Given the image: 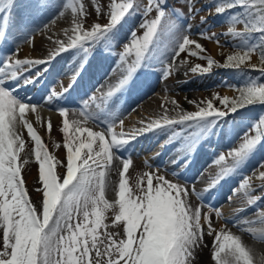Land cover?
I'll return each instance as SVG.
<instances>
[{"label": "rangeland", "instance_id": "obj_1", "mask_svg": "<svg viewBox=\"0 0 264 264\" xmlns=\"http://www.w3.org/2000/svg\"><path fill=\"white\" fill-rule=\"evenodd\" d=\"M28 1L31 4L30 11H32V9L34 8H36V10L41 11V9L38 8L43 9L44 7L51 6L53 2L56 3L58 0H28ZM60 1H62L60 3L62 4L63 8L64 5L66 6L68 5L67 8L72 7V9L73 7L75 8L77 7L78 14L76 13L75 16L80 19L81 22L80 24L84 32L91 31L90 29L86 28V26L88 25L90 28H93L96 24H99L102 27H104L110 22V12L112 11L111 8L112 3L128 2V0H69V1L60 0ZM0 2H1L0 4L3 5L2 7H0V13H1V10H7V11L8 9L10 10V6L13 3V0L11 1L0 0ZM22 2L23 0H19L18 9L15 12L17 14H15L16 16H14V19L12 21L10 17L12 16L13 12L11 14H5L4 16L2 15L3 17L1 16L2 19H0L2 20V22L0 21V71H3L5 74H7L5 76L6 83H7V79L12 78L10 76V71L13 70L12 66H15L14 62L16 60H23L21 58L22 49L23 46L27 45L29 41L27 36L25 37L20 36L21 38H19V34H23L24 32H26V30H30V27L33 28L35 25L34 23L33 25H29V23L27 22L25 23L23 19L20 20L21 15L20 16L18 15L20 13L23 14ZM68 2L71 6L68 4ZM130 2L133 3V9L129 10V14L126 15V17L120 23V25H117L115 29L109 34V37L111 38L107 40L106 44L103 43L100 51L98 52V57H97L99 59L98 61L102 59L107 60L108 62H106L105 64L108 69L109 68L113 69V70L111 69V72L118 70L116 68L117 65L116 63L119 64V62L123 64L127 63V67L128 65L130 67L132 66V61L134 60V52L131 56L128 57L125 56L123 61H120L119 59L121 53L123 52L122 51L123 46L125 45V43H123L122 41L126 42V44L127 43L129 44V41L133 39V37L131 36L133 31L135 32L136 38L142 37L146 29L144 27H141V25L152 19H155L158 15V13L155 10L149 12L147 15L145 14V10L149 7V5L155 6L157 4V0H130ZM159 3L163 7V10L165 11V17L161 18V25H160L161 30L159 31L154 44L150 47L149 50L150 53L148 52L147 57L144 61H142V64L134 69L132 75L133 74L135 75L131 77L135 79L134 77L140 76V78H142L143 80L142 81L143 83L147 81H151V79L152 80L155 79L154 84L152 88L149 89V91L145 92L144 96L142 97L143 99H138L137 103H135L130 110L123 113L121 117H119L118 115V113H120L119 112L120 107L119 105H117L118 103L121 102V100L119 97H117V94L111 96L110 98H106V97H102L98 92L100 91L99 90L101 84L100 79L102 77L101 78L98 77L96 79H94L93 77V80H91L92 79L91 76H93L94 74L88 75L87 79L91 80L89 81V83H87V81L83 77L79 80V81L82 80V83L79 84L78 81L77 82L78 84H76L74 74L73 76L72 74L71 75L63 74L64 77L57 75L58 71L54 70L55 67L51 65L52 62H50L49 65H45L44 63L39 64L37 66H34L35 68L28 67L26 65L16 66V68H18L19 70L17 71L18 79L14 80V85L8 86L6 83L3 85L6 90L10 91L11 94L13 93V91L16 90L17 87H25L26 85H29V87H31L30 89L33 90V91L30 90L29 92L33 93L35 92L34 90L37 89L42 93L40 97L41 99L39 98L37 104L32 103L33 105H37L35 111L37 113L38 111L41 112L37 114L34 111H32L33 112L32 113L31 110L27 112L25 111L26 112L25 119L32 125L33 130L41 138V149L43 151H46L48 155L53 158L52 160L53 164L56 163L54 166L58 176L61 175V173L62 174L66 173L67 148H66V139L63 133L64 121L67 120L69 122V125L71 126L69 129V135H72L74 130L73 128L74 125L69 121V116H71V114L69 113L70 108L71 109L74 108L76 110L77 107L79 108V106H81L79 105L75 107V104L74 105L70 104L71 102L73 103L80 102L83 107L85 108L87 107L86 108L87 110H91L93 112L98 111L97 112V114H99L97 115L98 118L100 119V121H104V123L106 124L101 123V125H97L95 123L94 124L95 126L96 125L100 126L98 128H101V126L104 125L103 129H96L94 127L92 128L95 129L96 132L99 131L98 133L104 134L107 140L109 141L111 140L113 132L117 134H119L120 132L119 135H122V132L124 131L123 136L127 135L125 136V139H128L129 143L127 145L119 147L118 150L113 149V153H115L118 158L122 159L123 162L125 160L131 161V163L129 164L128 172L123 173V167H122L120 171V176L117 177V179L116 177H114L115 179L113 181L114 182L113 184L115 189V193H114L115 195H111L107 193V191L104 189L105 200L109 204H114L115 207L108 209L104 213L106 219L104 220L103 223L107 225V227H102L101 229L98 230L99 239L100 241H103V243L99 244L98 246L101 248L102 251L104 245L108 243V239L106 236L107 233H112L117 241H119L120 239H126V234L124 232L125 224L120 221H115V215L118 213V199H119L118 196L119 185L117 186V184L118 183L120 184L122 182V178L128 180V188L134 194H139V188L137 187V185H139L140 188H146L147 186L146 181L149 175H152L154 177L153 179L154 186L157 185L158 181L155 179V177L164 175L161 167L166 162L165 161L167 158L166 156H168L169 153L172 156L176 154V151L179 148V146H177L176 143L177 142L180 143L181 140H184L188 135L193 136L194 134L196 135L197 133H201L199 132L200 128H198L196 125L195 126L190 125V123L193 124L194 122H190V121L179 122L181 121L182 117L185 116V114L187 115L188 113H193L198 111L200 108L206 107L209 101L212 102L213 107L215 108L216 106L227 108V106L221 103V100L217 99L218 96L221 98L228 97L229 100L236 99L240 96L239 90L243 89L244 86L248 85L250 82H255L257 84H264V81L258 78V75H260V73L262 72L257 70L264 71V61H262V59L258 55L259 51H257L255 45L256 43H252V42L249 43L247 40L245 41L243 39V36H241L242 28L244 24L243 16H240L239 14L233 15L228 13V11L220 15H218L216 12L217 7L226 5L224 0H192V3L195 4V9H196L195 12H192L186 6L187 0H167L166 3L164 2V0H159ZM17 16L20 18L18 19ZM52 24L55 25L56 20H54L50 24L48 23L45 27H48L50 25L52 26V29H54L53 27L57 28L58 26H60L58 24H56L58 26H54ZM65 26L66 24L65 25L62 24V28H65ZM9 29L11 34L8 35L6 33H10ZM43 29L45 28L43 27ZM43 29L40 28L39 30L42 31ZM231 29H235V32L239 33V35H234ZM55 30L56 29H54V31ZM16 32H18L17 35L15 34ZM78 33L79 32H76L75 34ZM202 33L205 35L202 36L201 35ZM47 35H48L47 37L50 38L49 41L51 40L50 42H52L53 44L57 36L54 35L53 37V35L49 33ZM185 37L193 41L194 43L185 46V50L183 52H180L179 45L182 43V40ZM17 43H20L21 46L20 49L18 50L14 46L17 45ZM60 43H58L57 46L60 45ZM196 44L201 45L202 49L196 48ZM212 45L214 46L212 47ZM27 46L30 47L29 45ZM57 46H55V48ZM119 46H122V50L120 49ZM248 48H253L254 51H252V53L249 55V58L245 61L243 65L240 66V68L220 67V65L226 63V58L228 55H232L236 53H240L241 55H243ZM30 50L32 52L31 54H35L37 52L39 53L37 55H41L40 51L38 50L33 51L32 47H30ZM47 53L49 54V52H46L45 54H42L41 57L47 55ZM81 53L87 54L85 57V62H87L89 52L81 51ZM54 57L55 56L52 54L51 58ZM165 59L167 61H165ZM209 59L215 61L216 63L209 65L208 63ZM37 60H39V58H35L34 61ZM45 60H39V61H45ZM31 61H33V59ZM82 64L85 65V63ZM83 65L81 70L83 69ZM45 69H47L46 72ZM193 69H196V71H193ZM203 69H207V71H203ZM240 69H244L245 71L247 70L248 72L251 73V75L253 74L252 76L251 75L247 76L244 79V83L246 84L243 85L242 83L241 86L238 83L236 84L232 83V80H229L228 77L225 76L226 75L225 71H231L233 72V74L234 73L238 74L239 73L238 71H240ZM37 73H40V75L37 76ZM69 79H70V84H68L67 88H65L63 86L64 84L63 82L64 80H69ZM29 80H31L32 82H29ZM160 85L163 87V90H161ZM94 86L95 89L93 88ZM169 86H171L172 88H170ZM68 88H70V90H67ZM81 88L85 90H83V92H80L79 90ZM165 88L167 90H165ZM226 88L229 89V92L225 93L224 91ZM126 91L127 93L125 94L128 97L129 95L128 93H131L129 87H126ZM176 92H178V94ZM151 95L153 97L158 98L159 101L155 100L156 103H154L155 101L153 103H149L147 99L149 97H152ZM27 99H29V96ZM102 100L105 102H103ZM165 102H168L170 106H172L170 108L173 107L180 108L181 106L182 109H185V111L181 113L182 117H177L174 118L173 120L178 121V123H175L174 126L181 124V126H183L184 129L187 128V130L186 132L182 133L179 131L181 128L178 127L177 128L178 130H175L174 128L168 126L166 122L167 126L166 124H164L166 128L164 127V130L162 132H158V134L156 133L154 137H152L153 143H151L150 140L152 139L150 138V135L144 136L145 133H147L149 130L146 132L143 130L147 128V124H146L147 121L153 123V121H156V120L151 121L153 118L157 120H161L158 116L153 114V112L156 111L155 110L156 107H158L159 105L161 106V104ZM47 103L51 104V106L48 105ZM240 109L242 108H238L234 114H231L232 117L234 118L233 121L232 120L228 121V119L225 121V125H224L225 128L220 126L218 120H216L215 122H211V121L209 122V126H208L209 132L207 136L208 139L206 142H204V145L202 144L201 146L202 152H199L200 157H198L197 159H195L196 156L194 157L195 163H193V166L197 170H200V173L198 174L195 181H198V183L201 185L200 191L204 195V197L199 200L197 199L196 204L189 203L188 210L190 212L191 210L195 209L196 211H199L201 214L202 239L200 240V243H202L203 246L206 245L207 243L210 242L212 243L213 239L218 234L219 228L221 226L229 225L230 227H232L234 224H238L236 222L234 223V221L231 224L228 221L230 218H232V216L236 215L237 212L240 214L242 211V209L232 210L233 207L236 206L238 207L236 203L239 204L242 203L243 201L248 200L249 203L251 202L253 204V207L255 208L257 207L255 202L258 201L259 199L258 197L264 198V186H262L264 185V181H261L260 179V174L264 173V148L261 150V147L260 148L256 147L245 158V160L239 164L240 166H237L235 169H231L230 167L231 163H234L233 158L231 157L232 155L230 154L235 150H237L239 146L244 142V139L247 138L248 136L247 133L249 132V129L252 128L253 126L251 119L254 118V116L241 114L242 111ZM61 111H66L67 114L62 115ZM151 115H153L154 117ZM245 117L248 118L252 117V118L248 119ZM123 118L131 120L133 122L135 121L136 123L135 126L131 127L132 124L124 125L125 123H123L124 122ZM208 119H213V117H209ZM118 126H122V127H118ZM92 128L89 127V129L88 128L87 129L91 130ZM117 128H121V131ZM15 132L17 135L20 133L18 137L20 136L19 139L23 140V147L22 149L19 150V159L17 162L18 166L21 168V179L23 180V187L27 192L28 198L32 206L36 207L39 210L40 206L42 205L43 197L41 192L42 182L39 180V175H38L40 161L36 158V142L31 138L27 128L24 126L23 121H21L20 124L17 126ZM200 135L201 134H199L197 137L201 138ZM170 136L171 138L172 137L175 138L171 143L170 141H168ZM117 138L119 139L118 135ZM169 150H171V152ZM31 152L35 154H32ZM55 153L59 154L60 156L55 157L56 156ZM228 154L229 157H227ZM221 157H223V159H221ZM146 158H148V160ZM29 160L31 162H29ZM177 160L178 161L176 162V164H174L176 165V169L179 166H181V164H183V160L180 157L177 158ZM221 161L224 162V164ZM220 162L222 163L223 166H225L224 168L219 166ZM102 170L106 171V176H105L106 179L107 170L106 169H102ZM160 171H162V173H160ZM190 172L192 173L193 170ZM122 173H123V177L121 175ZM228 174H230L228 180H226V182L223 184L221 183L220 185H217L218 178L225 175L227 176ZM172 175L173 174H171L170 177H168L169 179H167L169 182L175 183L177 185L180 183L184 184L185 182L184 180H182L180 177L175 178ZM190 182L192 183L194 181L190 180ZM34 183H36L38 187L36 184L33 185ZM194 183L197 184V182ZM215 186L216 189L218 190V194H215V190H214ZM38 189H40V191H38ZM221 192L223 193L220 201H216ZM186 194L187 192H185V195ZM185 195L182 197L183 199ZM233 203H235L236 206ZM262 205H264V201L262 202ZM262 205L259 206L258 208H255L257 209L255 211V214H257L256 216H258L259 218L261 217L264 219V209H262L263 208ZM191 213L192 212H190V214ZM208 218H210L211 227L212 229H214L211 235L208 234L209 233ZM81 221H82V216H81ZM235 228L238 231L239 230L242 231L246 236L248 234L247 231L250 230L249 226L248 227L245 225L241 226V224L237 225V227ZM0 250H3V229H0ZM262 254L263 253L261 252L260 256L263 257L264 254L263 255ZM91 256L93 260L97 259L95 256V251L91 253ZM113 258H115V254ZM99 260L101 264H107L108 257L102 256L99 258ZM120 264H124V261L122 259L120 260Z\"/></svg>", "mask_w": 264, "mask_h": 264}, {"label": "snow or ice", "instance_id": "obj_2", "mask_svg": "<svg viewBox=\"0 0 264 264\" xmlns=\"http://www.w3.org/2000/svg\"><path fill=\"white\" fill-rule=\"evenodd\" d=\"M237 5L246 10V31L262 34L260 47L261 58L264 60V0H231L230 3L217 7L216 12L220 15L226 8L232 9ZM186 6L192 12L196 11L192 0H187ZM111 8L110 22L104 27L96 24L91 31L84 32L81 24L77 22L74 31L80 35L70 37L71 46L76 47L79 42V46L89 52L93 45L124 20L129 10L133 9V3L130 0L125 3L116 2L112 3ZM153 10L158 15L141 25L146 29L143 36L136 38L133 31L131 43L123 46L120 61L134 52L132 66L126 69L128 78H131L133 70L146 59L161 30V18L165 17V11L159 0L155 6L149 5L145 14ZM72 11L78 14L77 8L73 7ZM231 31L234 35H239L235 29ZM192 43L194 42L188 38H183L179 51L183 52L185 46ZM196 48L202 49V46L196 44ZM252 51L253 48H248L243 55H228L226 63L220 67L240 68ZM42 63L46 62L16 60L15 66L34 67ZM208 63L212 65L216 62L209 59ZM15 66H12L10 76L18 79L19 69ZM5 76L0 71V229H3L0 264H101L99 258L102 256L108 257L107 264H120L121 259L124 264H192L193 248L202 239L201 214L199 211L190 214L187 201L182 198L185 189L162 176L155 177L158 183L154 186V177L149 175L146 188L137 185L139 194H134L128 188V180L122 178L115 221L125 224L126 239L117 241L112 233H107L108 243L101 250L98 245L103 241L99 239L98 230L107 227L103 223L106 219L104 213L115 207L105 200L106 171L102 169H107L112 162L113 149L118 150L119 147L127 145L129 140L118 139V134L113 132L109 141L104 134L83 129L78 121L72 122L75 127L72 135H69L71 126L65 120L63 133L67 148L66 173L58 176L53 158L41 149V138L25 119L26 109L35 111L37 105L14 99L3 86L6 83ZM120 85L123 87L125 81L121 80ZM239 91L240 96L236 99L229 100L228 97L219 96L217 99L232 113L245 105H264V84L250 82ZM107 95L111 97L112 92L109 91ZM61 113L67 114L66 111ZM225 115V111L213 107L209 101L206 107L183 116L179 122H195L203 130L209 126L210 121L215 122ZM209 117L213 119H208ZM21 121L36 142V158L40 161L39 180L42 182L43 199L39 210L30 203L23 187L21 168L17 163L23 140L19 139L15 129ZM167 123L172 125L178 121L168 120ZM152 127L149 124L143 131L151 130ZM256 127L259 129L258 134L245 138L239 148L231 153L234 161L231 169H235L264 141V119ZM130 163V160L124 161L123 173L128 172ZM260 179L264 181V173L260 174ZM208 225V234L211 235L214 229L211 227L210 218ZM214 242L216 264H252L250 253L242 246L239 238L221 232L215 236ZM93 251L96 260L91 256Z\"/></svg>", "mask_w": 264, "mask_h": 264}, {"label": "bare ground", "instance_id": "obj_3", "mask_svg": "<svg viewBox=\"0 0 264 264\" xmlns=\"http://www.w3.org/2000/svg\"><path fill=\"white\" fill-rule=\"evenodd\" d=\"M11 1V0H10ZM59 1V2H58ZM56 3L53 2V4L51 6H47V7H44L43 9L42 8H38V9H41V11L39 10H36V8L32 9L31 10V4L28 0H23L22 4H23V9H22V13L23 14H19L18 16L21 15V18L18 17V19L20 18V20H24L25 23H29V25H33V23L35 24L33 28L30 27V30H26V32H24L23 34H19V38H21L20 36H27L28 37V40L30 42H33V43H30L28 41L27 45H29L30 47H32V50H38L40 51L41 55L42 54H45L46 52H49V54L47 53V55L45 56H42L41 55H37L39 53H35V54H31V50H30V47H28L27 45H24L23 46V49H22V54H21V58L23 60H32L33 61L35 60V58H39V60H45L46 63H50L52 62L51 65H56L55 66V69L56 71H58L57 75H60V76H63L64 75H67V74H74V78H75V81H76V84H80L82 82L79 81L81 78L84 77V79L87 81V83H89V81L93 80V77L94 79L98 78V77H102L100 79V87H99V90L98 91L100 93V95L102 97H106V98H110L107 93L109 91L112 92V96L116 95L117 94V97L120 98L121 102L118 103L117 105H119L120 107V113H118L119 117L122 116L123 113H125L126 111L130 110L133 105L135 103H137L138 99H143L142 97L144 96L145 92L149 91V89L152 88L153 84H154V80L155 79H151V81H147L145 83H143L142 81V78H140V76H136L134 77L135 79L133 78H128V75H127V72H126V69L127 68H130V66L128 65L127 67V63H121L119 62L116 63V68L118 69L117 71H114V72H111V69L107 68L106 67V62H108L107 60L105 59H102L100 61H98L99 59L97 58L98 57V52L100 51L103 43H107V40L111 37H109V34H106V36L104 38H102L99 42H97L95 45L92 46L91 50L89 51V56H88V61L85 62V56L81 53L80 49L81 48H84V47H80L79 46V43L77 44L76 47H72L71 46V38H75L77 35H80L79 33L78 34H75L76 31H74L75 29V26H76V23L80 22V19L77 18L75 16L76 13H73L72 11V7L71 8H67L66 5H64V8L62 6V4L60 2V0H58ZM69 1V0H68ZM1 3V2H0ZM18 3H19V0H15V2H13L10 6V10L8 9L7 10H1V15H0V19L1 16L5 15V14H11L12 12V16L10 17L11 21L14 19V16H16L15 13L16 10L18 9ZM72 3V2H71ZM4 4V3H3ZM69 4V2H68ZM74 4V3H73ZM70 5V4H69ZM33 6V5H32ZM66 6V7H65ZM71 6V5H70ZM74 6V5H73ZM7 7V6H6ZM89 7V6H88ZM77 8V7H76ZM80 9V8H79ZM84 12V11H82ZM80 13V12H79ZM2 16V17H3ZM98 17V16H97ZM54 20H56V24L60 25H54V26H58L57 28L53 27L54 29H56L54 31V29H52V26H48V27H45L48 23H52ZM96 20V19H95ZM2 22V20H0ZM4 21V20H3ZM10 22V21H9ZM17 22V21H16ZM19 22V21H18ZM94 22V21H93ZM96 23V22H95ZM6 24V23H5ZM62 24H66L65 28H62ZM3 25V24H1ZM94 25V24H93ZM120 25V24H119ZM6 26V25H5ZM85 26V25H84ZM43 27L45 29H43ZM42 28L43 30L40 31L39 29ZM86 28L88 29H92L88 26H86ZM12 30V29H11ZM38 30H39V33H38ZM9 32H10V29H9ZM51 32V33H50ZM86 32V31H85ZM88 32V31H87ZM120 32V31H119ZM38 33V34H37ZM52 34L53 37L54 35H56L57 37L55 38V41L54 43L52 44V42L49 41V37H47L48 35L47 34ZM6 34H11L10 33H6ZM16 35L18 34V32L15 33ZM36 34V35H35ZM44 34V35H43ZM51 35V36H52ZM75 36V37H74ZM27 39V38H26ZM120 39V38H119ZM54 40V39H53ZM52 40V41H53ZM16 42V41H15ZM27 42V41H26ZM62 42V43H60ZM123 43L126 44V42L122 41ZM121 42V43H122ZM60 43V45L57 46V44ZM120 43V44H121ZM131 43V41H129V44ZM128 44V43H127ZM23 45V44H21ZM15 48L18 50L20 49V43H17V45H14ZM55 46H57L55 48ZM214 45H212L213 47ZM120 49L122 50V46H119ZM55 48V49H54ZM217 48V47H216ZM212 49V48H211ZM104 50V49H103ZM57 51V52H56ZM80 51V52H79ZM123 51V50H122ZM150 53V52H149ZM52 54L55 56V58H51ZM100 56V55H99ZM107 56V55H106ZM104 57V56H103ZM128 57V56H127ZM166 57V56H165ZM50 58V59H49ZM111 58V57H110ZM131 58V57H130ZM163 58V57H162ZM167 58V57H166ZM170 58V57H169ZM164 59V58H163ZM131 60V59H130ZM159 60V59H158ZM129 61V60H128ZM165 61H167L165 59ZM169 62V61H168ZM178 62V61H177ZM15 63V62H14ZM44 63V64H46ZM57 63V64H56ZM82 63H85V65H83ZM131 63V62H130ZM180 63V62H179ZM175 64V63H174ZM177 64V63H176ZM60 65V67H58ZM82 65H83V71L81 70L82 68ZM110 65V64H109ZM170 65V64H169ZM37 66V65H36ZM181 66V65H180ZM16 67V66H15ZM113 67V66H112ZM183 67V66H182ZM20 68V67H19ZM35 68V67H34ZM43 68V67H42ZM41 68V70H42ZM173 68V67H172ZM176 68V67H175ZM182 69V68H181ZM44 70V69H43ZM113 70V69H112ZM134 71V70H133ZM3 72V71H2ZM64 74V75H63ZM94 74V75H93ZM7 75V74H6ZM88 75H93L91 76L92 79L88 80L87 77ZM135 74H131V77H133ZM179 75V74H178ZM90 77V76H89ZM175 77V76H174ZM46 79V77H45ZM66 79V78H65ZM68 79V78H67ZM72 79V78H71ZM8 80V79H7ZM14 78H10L8 81H7V84H12L14 82ZM63 80V78H62ZM121 80H124L125 81V85L123 87H121L120 85V81ZM54 81V80H52ZM72 81V80H71ZM79 81V82H78ZM63 82V81H62ZM73 82V81H72ZM78 82V83H77ZM130 84H129V83ZM50 83V82H49ZM57 83V82H56ZM63 86L65 88H67L68 84H70V79L69 80H64L63 82ZM177 83V82H176ZM94 84V83H93ZM164 84V83H163ZM14 85V84H13ZM165 85V84H164ZM180 85V83H179ZM62 86V85H61ZM60 86V87H61ZM96 86V85H95ZM95 86L93 87L95 89ZM157 86V85H156ZM168 86V85H167ZM174 86V85H173ZM59 87V86H58ZM70 87V85H69ZM72 87V86H71ZM97 87V86H96ZM126 87H129L130 89V92L131 93H128V97L126 96L125 93H127L126 91ZM159 87V86H158ZM161 87V90H163V87L160 85ZM170 88H172L171 86H169ZM175 87V86H174ZM64 88V89H65ZM76 88V86H75ZM185 88V87H184ZM73 89V88H72ZM169 89V88H168ZM62 90V89H61ZM83 88H81L79 91L80 92H83ZM165 90H167L165 88ZM172 90V89H170ZM169 90V91H170ZM33 91V90H32ZM76 91V90H75ZM97 91V89H96ZM29 91H23L22 89H19L15 92L12 93V95L14 96V99L18 100L19 102H24L25 104H29V105H33L34 103L36 104L37 101H38V98H39V93L37 94H34L32 95L33 97H29L28 98V93ZM89 92V91H88ZM162 92V91H161ZM168 92V91H166ZM226 92H229V89L226 88L225 91ZM63 93V92H62ZM73 93V92H72ZM98 93V94H99ZM173 93V92H172ZM178 94V92H176ZM64 94V93H63ZM176 94V95H177ZM165 95V94H164ZM169 95V94H168ZM180 95V94H179ZM152 96V95H151ZM170 96V95H169ZM89 97H92V96H89ZM140 97V98H139ZM174 97V96H173ZM100 98V97H99ZM105 98V99H106ZM41 99V98H40ZM103 99V98H102ZM174 99V98H173ZM177 99V98H176ZM159 101L158 98L156 97H149L147 99V101L149 103H153L154 101ZM84 101V100H83ZM103 101V100H102ZM101 101V102H102ZM116 101V100H115ZM156 101L154 103H156ZM173 101V100H172ZM171 101V102H172ZM89 102V101H88ZM105 102V101H103ZM177 102V100H176ZM33 103V104H32ZM95 103V102H94ZM98 103V102H97ZM146 103V102H145ZM144 103V104H145ZM191 103V102H190ZM48 104V103H47ZM46 104V105H47ZM70 104L74 105L75 104V107L79 106V108L77 107L76 110L73 108L71 109L70 108V114L71 116H69V121L70 123H72L73 121H78L79 122V125L83 128V129H89L94 127L96 129H103L104 125L101 126V128H98L100 126H97V125H101V123H104V121H100V119L98 118L97 115V112H93L91 110H87L85 107L82 106V104L79 102V103H73L71 102ZM92 104V103H91ZM104 104V103H103ZM178 104V103H177ZM51 106V104H48ZM85 105V104H84ZM94 105V104H93ZM147 105V104H146ZM157 105V104H156ZM159 105V104H158ZM173 105V103H172ZM95 106V105H94ZM101 106V105H100ZM160 106V105H159ZM156 107L155 108V112H153V114H155L156 116H158L161 120H157V119H152L151 121L153 120H156V121H153V123L145 120L147 126L149 124L153 125L152 129L149 130L147 133H145L144 136H149L150 135V138L152 139V137H154V135L158 132H162L164 130V127L166 128L167 124L166 122L168 120H173L174 118H177V117H182V112L185 111V109H182L181 106L180 108H170L172 106H170V104L168 102H165V103H162L160 107ZM177 106V105H176ZM149 107V106H148ZM105 108V107H104ZM115 108V107H114ZM135 108V107H134ZM31 109H26V112L27 111H30ZM103 110V109H102ZM119 110V109H118ZM149 110V108H148ZM25 112V113H26ZM32 112V110H31ZM35 113H37L36 111H34ZM41 111H38V113H40ZM105 112V110H104ZM109 112V111H108ZM118 112V111H117ZM30 113V112H29ZM33 113V112H32ZM37 113V114H38ZM103 113V112H102ZM107 113V112H106ZM151 113V112H150ZM180 113V114H179ZM101 114V113H100ZM189 114V113H188ZM35 115V114H34ZM104 115V114H103ZM150 115V114H149ZM180 115V116H179ZM186 115V114H185ZM153 116V115H151ZM154 117V116H153ZM156 117V118H158ZM45 118H46V115H45ZM172 118V119H171ZM105 120V119H103ZM123 123H125L124 125L126 124H132L131 127H134L135 126V121H131V120H128V119H125L123 118ZM139 121V120H138ZM141 121V120H140ZM158 121V122H157ZM144 122V124H145ZM97 124L96 126L94 124ZM138 123V122H137ZM40 124V123H39ZM106 124V123H104ZM111 124V123H110ZM164 124H166V126H164ZM180 124V123H179ZM188 124V123H187ZM114 125V124H113ZM112 125V126H113ZM139 125H140V122H139ZM159 125V126H157ZM186 125V124H185ZM190 125L192 126H195V122L193 124L190 123ZM87 126V127H85ZM171 128H174L175 130H178L177 128H181L179 131L184 133L186 132L187 128L184 129L183 126L180 125H175L172 124V125H169ZM75 127V126H74ZM73 127V128H74ZM111 127V126H110ZM118 127H122V126H118ZM130 127V128H131ZM139 127V126H138ZM112 128V127H111ZM124 128V127H123ZM129 128V127H128ZM72 129V128H71ZM87 129V130H88ZM93 129V128H92ZM91 129V130H92ZM121 131V128H117ZM115 129V130H117ZM132 129V128H131ZM130 129V130H131ZM184 129V130H183ZM194 129V128H193ZM16 130V129H15ZM19 130V129H18ZM123 130V129H122ZM129 130V129H128ZM191 130V129H190ZM92 131H95V129H93ZM138 131V129H137ZM141 131V130H140ZM96 132V131H95ZM99 132V131H98ZM124 132V131H123ZM122 132V135H119V139H125V136L124 133ZM128 132V131H127ZM146 132V131H145ZM201 133H197L196 135L194 134L193 136L192 135H188L186 136V138L184 140H181L180 143H176L177 146H179L178 150L176 151V154H174L173 156L170 155V153L168 154V156H166V162L164 163V165L161 167L162 168V171L164 173V175H161L162 177H164L165 179H169L168 177H170L171 174H173L172 176L173 177H180L182 180H184V184H178L180 186V188H183L185 189V192H187V194L185 195L184 197V200L187 201V204L189 206V203H192V204H196V200L198 199H201L204 197V195L201 193V185L198 183V181H195V179L197 178L198 174L200 173V170H197L196 168H194L193 166V163H195V159H197L199 156V152H202L201 151V146L202 144L204 145V142L207 141V136H208V132H209V128L206 127L204 128L203 130L200 129ZM130 133V132H129ZM139 133V132H138ZM173 133V132H172ZM20 134V133H19ZM18 134V135H19ZM199 134H201V138L197 137ZM87 133H84V136H86ZM166 135V134H165ZM132 136V135H131ZM164 136V135H163ZM162 136V137H163ZM157 137V136H156ZM20 138V136H19ZM82 138V137H81ZM84 138V137H83ZM82 138V139H83ZM147 138V137H146ZM149 138V139H150ZM160 138V137H159ZM184 138V137H183ZM107 139V138H106ZM168 139V137H167ZM175 138H170L168 139V141L173 142ZM128 140V139H127ZM151 143H153V139L150 140ZM165 141V140H164ZM202 141V142H200ZM141 142V140H140ZM148 142V141H147ZM166 143V142H165ZM168 144V143H167ZM153 145V144H152ZM138 146V145H137ZM147 146V145H146ZM167 146V145H165ZM140 148V147H139ZM147 148V147H146ZM176 148V147H174ZM115 149V148H114ZM143 149V148H142ZM155 150V149H154ZM174 150V149H172ZM171 152V150H169ZM33 152V151H32ZM31 152V153H32ZM35 152V151H34ZM60 152V151H59ZM174 153V152H173ZM229 153V152H228ZM32 154H35V153H32ZM56 154V153H55ZM54 154V155H55ZM201 154V153H200ZM53 155V156H54ZM161 155V154H160ZM231 155V154H230ZM57 156H60L59 154H56L55 157ZM163 156V155H162ZM196 156V157H195ZM209 156V155H208ZM24 157V156H23ZM181 158L183 160V164H181V166H179L177 169H176V162L178 161L177 158ZM195 157V159H194ZM227 157H229V154L227 155ZM232 157V156H231ZM28 158V156H27ZM26 158V159H27ZM31 158V156H30ZM209 158V157H208ZM55 159V158H54ZM148 160V158H146ZM162 159V158H160ZM200 159V158H199ZM207 159V158H206ZM60 160V159H59ZM67 160V159H66ZM65 160V161H66ZM203 160V159H202ZM28 161V160H26ZM57 161V159H56ZM145 161V159H144ZM160 161V160H159ZM163 161V160H162ZM29 162H31L29 160ZM207 162V161H206ZM222 162V161H221ZM220 162V165L221 167H225L222 165V163L224 164V162L221 163ZM21 163V162H20ZM66 163V162H65ZM64 163V164H65ZM181 163V162H180ZM205 163V162H204ZM231 163V161H230ZM25 164V163H24ZM29 164V163H28ZM56 164V163H55ZM54 164V165H55ZM60 164V163H58ZM123 160L118 158L117 155L114 153V158L112 160V162L108 165L107 167V178L105 179V190L107 191V193L111 194V195H115V189H114V177H119L120 176V171H121V168L123 167ZM211 164V163H210ZM233 163H231L232 165ZM179 165V164H178ZM58 166V165H57ZM60 166V165H59ZM217 166V165H216ZM240 166V165H238ZM220 167V168H221ZM62 168V167H60ZM227 168V167H226ZM153 169V168H152ZM191 169V170H190ZM57 170V169H56ZM59 170V169H58ZM158 170V169H157ZM193 172L191 173L190 171ZM206 170V169H205ZM221 170V169H220ZM224 170V169H223ZM156 171V170H155ZM162 171H160V173H162ZM237 171V169H236ZM218 172V171H217ZM34 173V172H32ZM57 173V171H56ZM207 173V172H206ZM231 173V172H230ZM36 174V173H35ZM62 174V173H61ZM212 174V173H210ZM37 175V174H36ZM35 175V176H36ZM39 175V174H38ZM156 175V174H155ZM214 175V173H213ZM221 175V174H220ZM33 176V175H32ZM31 176V177H32ZM230 174H228L227 176H221L218 178V184L217 185H220L221 183H225L226 180H228ZM34 177V176H33ZM32 177V178H33ZM159 177V176H158ZM172 177V178H173ZM211 178V177H210ZM38 179V178H36ZM203 179V178H202ZM234 179V178H232ZM190 180H193L194 182H197V184H195L194 182H190ZM201 180V179H200ZM217 180V179H216ZM30 181V180H29ZM39 181V180H38ZM204 181V180H203ZM29 183V182H28ZM118 183V182H117ZM205 183V182H204ZM215 183V181H214ZM36 183H34L33 185H35ZM39 184V183H38ZM209 184V183H208ZM207 184V185H208ZM30 185V184H29ZM37 185V184H36ZM42 185V184H41ZM119 185V183L117 184V186ZM206 185V186H207ZM253 185V184H252ZM38 187V185H37ZM210 187V186H209ZM214 187V186H213ZM212 188V186H211ZM230 188V187H229ZM203 189V188H202ZM207 190V189H206ZM211 190V189H210ZM215 190V194H218V190L216 189V186L214 188ZM227 190V189H226ZM42 192V191H41ZM204 192V191H203ZM222 193L221 192L218 196V199L216 201H220L221 197H222ZM208 194V193H207ZM206 196V195H205ZM112 197V196H111ZM114 197V196H113ZM213 197V196H212ZM225 197V196H224ZM238 197V196H237ZM241 197V196H240ZM258 197V196H257ZM42 198V197H41ZM258 201L255 202V204L257 205V207L255 208H258L259 206L262 205V202L264 201V198H260L258 197ZM211 199V198H210ZM243 199V198H242ZM212 200V199H211ZM238 200V199H237ZM202 201V200H201ZM200 201V202H201ZM207 201V199H206ZM241 201V200H240ZM233 202V201H232ZM239 202V201H238ZM253 202V201H252ZM213 203V202H212ZM199 204V203H198ZM209 204V203H208ZM235 205V203H233ZM232 204V205H233ZM238 205V207H233L232 210H241V213L239 214L237 212L236 215L232 216V218H230L228 221L232 224L233 221L234 223H238V224H234L232 227H230L229 225H225V226H221L219 228V231H218V234L219 235L221 232H224V233H229L231 235H233L234 237H237L239 238L242 246L245 247V249L250 253L251 255V258H252V264H264V256H260L261 255V252L264 254V228L263 227V224H264V219L263 218H259L258 216H256L257 214H255V211L257 209H255L253 207V204L247 200V201H243L242 203H236ZM252 204V205H251ZM42 206V205H41ZM40 206V208H41ZM204 206V205H203ZM262 209H264V205H262ZM190 208V207H189ZM204 209V207H203ZM196 210H191L190 212L194 213ZM241 226H249V229L251 230H248L247 231V236L244 235V233L242 231H238L235 227H237V225H240ZM247 229V228H246ZM215 238L213 239L212 243H207L206 245H202V243H198V245H196L194 248H193V256L191 257V260H192V264H216V259H215V251H216V245H215ZM198 246V247H197ZM262 254V255H263Z\"/></svg>", "mask_w": 264, "mask_h": 264}, {"label": "trees", "instance_id": "obj_4", "mask_svg": "<svg viewBox=\"0 0 264 264\" xmlns=\"http://www.w3.org/2000/svg\"><path fill=\"white\" fill-rule=\"evenodd\" d=\"M224 2H225V4H227V3H230L231 0H224ZM226 11H228V13L233 14V15L239 14L240 16H243V22L247 19L246 10L243 9L242 7H240L239 5H237V7H234L232 9L226 8L225 12ZM261 35L262 34L259 32L246 31L245 23L243 24L241 36H243V39L245 41L247 40L249 43H251V42L256 43L255 45H256L257 51H259L258 55L260 56V58H261V47H260V45H261L260 36ZM262 61H264V60H262ZM257 71L262 72V73H260V75H258V78L264 81V71L263 70H257ZM238 72H239L238 74H235V73L233 74V72H231V71H225V74H226L225 76L228 77L229 80H232V83H234V84L238 83L241 86L243 83V85H245L246 83H244V79L247 76L251 75V73L248 72L247 70L245 71L244 69H240V71H238ZM216 108L221 110V111H225L226 114L230 112L228 110V107L225 108V107H221V106H216ZM241 111H242L241 114H244V115L247 114V115H253L254 116V118L251 117L252 119L248 118L250 116L245 117V118L251 119V122L253 123L252 128H250L249 132L247 133L248 134L247 138H251V137L256 136L259 132V129L256 127V125L262 119H264V105H259V104L245 105L244 107H242ZM229 117H231V116H228V118H225V119L223 118V120L226 121L227 119H229ZM242 118H244V117H242ZM219 124H220V126H222V122H219ZM242 130H244V129H242ZM257 147L258 148L261 147V150H262L264 148V141H261Z\"/></svg>", "mask_w": 264, "mask_h": 264}]
</instances>
